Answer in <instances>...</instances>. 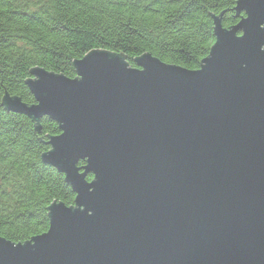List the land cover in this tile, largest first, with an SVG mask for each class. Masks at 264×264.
I'll return each mask as SVG.
<instances>
[{
    "label": "water",
    "instance_id": "95a60500",
    "mask_svg": "<svg viewBox=\"0 0 264 264\" xmlns=\"http://www.w3.org/2000/svg\"><path fill=\"white\" fill-rule=\"evenodd\" d=\"M236 6L198 70L91 51L74 79L32 70L35 104L6 98L59 125L43 161L76 200L24 244L0 237V264H264V0Z\"/></svg>",
    "mask_w": 264,
    "mask_h": 264
},
{
    "label": "trees",
    "instance_id": "16d2710c",
    "mask_svg": "<svg viewBox=\"0 0 264 264\" xmlns=\"http://www.w3.org/2000/svg\"><path fill=\"white\" fill-rule=\"evenodd\" d=\"M237 2L0 0V237L24 244L48 231L54 202L72 207L76 200L66 177L43 161L59 125L6 109L7 97L36 103L27 86L32 70L74 79L75 62L100 50L121 55L133 68L151 54L198 70L216 43L215 18L227 30L244 16H237Z\"/></svg>",
    "mask_w": 264,
    "mask_h": 264
}]
</instances>
